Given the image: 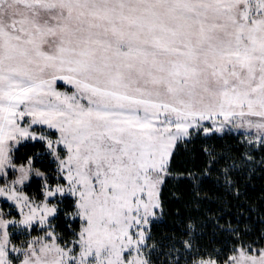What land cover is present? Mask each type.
<instances>
[{
    "label": "snow or ice",
    "instance_id": "snow-or-ice-1",
    "mask_svg": "<svg viewBox=\"0 0 264 264\" xmlns=\"http://www.w3.org/2000/svg\"><path fill=\"white\" fill-rule=\"evenodd\" d=\"M0 264H264V0H0Z\"/></svg>",
    "mask_w": 264,
    "mask_h": 264
},
{
    "label": "trees",
    "instance_id": "trees-1",
    "mask_svg": "<svg viewBox=\"0 0 264 264\" xmlns=\"http://www.w3.org/2000/svg\"><path fill=\"white\" fill-rule=\"evenodd\" d=\"M195 158L194 156L190 155V149L185 150L181 149L179 155L177 156V167L182 168V167H190L192 163L194 162ZM260 185L257 184V187ZM169 191H175L174 186H169ZM171 199V197H169ZM181 207L180 205L174 204V203H169L168 208L169 212L168 215L164 218V223L161 226V231L167 228H171L175 222V212L176 209Z\"/></svg>",
    "mask_w": 264,
    "mask_h": 264
}]
</instances>
